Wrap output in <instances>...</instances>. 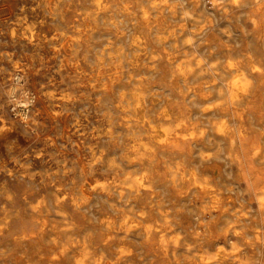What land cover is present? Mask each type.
<instances>
[{"label": "clouds", "instance_id": "clouds-1", "mask_svg": "<svg viewBox=\"0 0 264 264\" xmlns=\"http://www.w3.org/2000/svg\"><path fill=\"white\" fill-rule=\"evenodd\" d=\"M0 264H264V0H0Z\"/></svg>", "mask_w": 264, "mask_h": 264}]
</instances>
